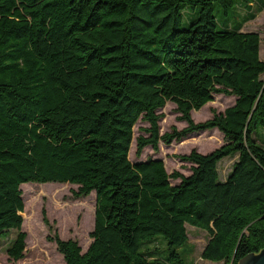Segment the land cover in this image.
I'll list each match as a JSON object with an SVG mask.
<instances>
[{
	"label": "trees",
	"instance_id": "trees-1",
	"mask_svg": "<svg viewBox=\"0 0 264 264\" xmlns=\"http://www.w3.org/2000/svg\"><path fill=\"white\" fill-rule=\"evenodd\" d=\"M221 11V23L217 17ZM264 0H0V242L25 254L22 183L96 192L92 241L54 239L65 264H191L187 223L208 231L202 257L237 264L264 247V58L244 26ZM215 93L234 104L195 121ZM186 125L161 133L162 107ZM218 128L223 143L178 157H130ZM262 135L264 136L263 132ZM238 154L224 178L220 160ZM176 179V181H173ZM166 241L169 251L160 250Z\"/></svg>",
	"mask_w": 264,
	"mask_h": 264
},
{
	"label": "rangeland",
	"instance_id": "rangeland-1",
	"mask_svg": "<svg viewBox=\"0 0 264 264\" xmlns=\"http://www.w3.org/2000/svg\"><path fill=\"white\" fill-rule=\"evenodd\" d=\"M217 17L221 23V11L217 7ZM246 30H256L261 34V57L264 58V9L258 15L247 22ZM236 97L226 93H215L214 99L207 102L199 110H193L195 121H203L211 118L214 113L225 110L234 104ZM164 115L160 120L161 133L170 132L174 127L183 128L186 121L179 118V112L173 101H168L161 110ZM149 125L147 121L140 119L135 124V138L132 143L130 157L133 161L140 158L158 156L164 159L169 172L179 170L185 174L190 172V163L181 160L178 155L189 153L196 149L199 152H209L219 147L224 141V134L218 128L201 130L187 135L180 140H173L170 144L160 141L159 150L146 146L142 154L136 153V137L140 133H147L142 127ZM262 128H258L257 136L263 141ZM264 134V129H263ZM238 154L224 156L219 163V171L222 177H226L231 170ZM176 181V179H173ZM23 195L25 209L22 228L27 232V245L25 254L16 260L17 264H65L63 254L58 250L54 234L58 233L62 238H74L79 241L83 251L89 247L92 236L91 231L95 225L96 216V192L88 195L77 196L75 190L78 184L67 182H23ZM189 242L178 249L191 250L185 257L191 264H225L224 261H215L202 257V251L209 239L207 230L187 223ZM15 235L13 230L8 239L0 242V264H11L15 260L10 258L6 247L9 239ZM160 250V257L164 258L169 251L166 241ZM178 264V263H172Z\"/></svg>",
	"mask_w": 264,
	"mask_h": 264
},
{
	"label": "water",
	"instance_id": "water-1",
	"mask_svg": "<svg viewBox=\"0 0 264 264\" xmlns=\"http://www.w3.org/2000/svg\"><path fill=\"white\" fill-rule=\"evenodd\" d=\"M237 264H264V247L259 251L249 252Z\"/></svg>",
	"mask_w": 264,
	"mask_h": 264
}]
</instances>
